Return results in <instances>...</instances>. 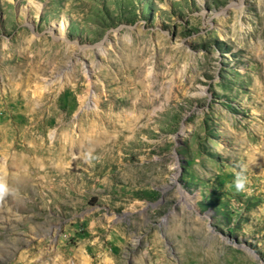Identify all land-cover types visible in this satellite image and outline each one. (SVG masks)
I'll use <instances>...</instances> for the list:
<instances>
[{"label": "rangeland", "instance_id": "rangeland-1", "mask_svg": "<svg viewBox=\"0 0 264 264\" xmlns=\"http://www.w3.org/2000/svg\"><path fill=\"white\" fill-rule=\"evenodd\" d=\"M0 183V264H264V0H0Z\"/></svg>", "mask_w": 264, "mask_h": 264}, {"label": "clouds", "instance_id": "clouds-1", "mask_svg": "<svg viewBox=\"0 0 264 264\" xmlns=\"http://www.w3.org/2000/svg\"><path fill=\"white\" fill-rule=\"evenodd\" d=\"M248 183V178L244 174L243 168L240 171L234 173V179L232 181V187H234L237 193L244 192ZM9 194V189L5 183H0V200H3L5 196Z\"/></svg>", "mask_w": 264, "mask_h": 264}, {"label": "bare ground", "instance_id": "bare-ground-1", "mask_svg": "<svg viewBox=\"0 0 264 264\" xmlns=\"http://www.w3.org/2000/svg\"><path fill=\"white\" fill-rule=\"evenodd\" d=\"M89 85H90V87H92V88H90V89H93V83L91 82V81H89ZM47 89V88H46ZM87 98H89V94H88V97ZM105 100H103V99H99L98 100V105H100V106H102V105H104L105 104V102H104ZM28 102H29V100H28ZM41 110V107H39L38 108V110L37 111H35V113L34 114H37L39 111ZM35 126H37V125H35ZM21 128V127H20ZM56 145V144H55ZM68 145V144H67ZM53 148H54V146H53ZM25 157V156H24Z\"/></svg>", "mask_w": 264, "mask_h": 264}]
</instances>
